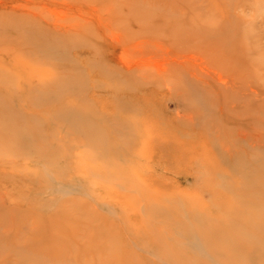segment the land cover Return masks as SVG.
Segmentation results:
<instances>
[{
  "label": "rangeland",
  "instance_id": "1",
  "mask_svg": "<svg viewBox=\"0 0 264 264\" xmlns=\"http://www.w3.org/2000/svg\"><path fill=\"white\" fill-rule=\"evenodd\" d=\"M0 109V264H224L185 228L264 175V0H0Z\"/></svg>",
  "mask_w": 264,
  "mask_h": 264
},
{
  "label": "bare ground",
  "instance_id": "2",
  "mask_svg": "<svg viewBox=\"0 0 264 264\" xmlns=\"http://www.w3.org/2000/svg\"><path fill=\"white\" fill-rule=\"evenodd\" d=\"M160 15H161V13H160ZM83 26H85V25H83ZM83 26H82V24L74 25V27H73L74 33L75 34H80L83 30L86 31L87 28L83 29L82 28ZM71 31H70V33H71ZM85 31H84V33H85ZM70 33H68V34H70ZM71 34H73V33H71ZM19 36L20 35H18L17 37H19ZM15 40L13 41L14 43L16 42ZM5 41H7V39H5ZM21 42H20V45H21ZM2 44H5V43H2ZM26 46H25V48H26ZM27 47H29V46H27ZM29 49H30V47H29ZM27 51H28V49H27ZM56 74H58V73H56ZM262 74H263V72H262ZM48 78H49V76H48ZM59 79H60V76L58 77V81L60 82ZM260 80H261V77H260ZM56 81H57V79L55 80V82ZM51 85H52L53 88L62 86L60 84L58 85V83H51ZM75 99H77V98H75ZM32 103L34 104L33 101H32ZM32 103H29V105L32 104ZM75 103L76 102L74 100H72V99L70 100V98H66V97L63 98V99H60V100H55V101H50V99H45L43 101V104H45V105H55V107H56L55 111L57 110L55 112V115H57V119L60 118V119H62V121L66 120V122L69 121V120L64 117V115H66L65 114V109H73V108H75V107H73V106L76 105ZM33 104H32V106H33ZM3 113H4V110L0 109V115L1 116H2ZM41 115L44 116L45 114H41ZM70 126L72 128H79L78 120L74 119ZM7 130L8 129H6V131ZM6 131H5V133H6ZM51 134L53 135L54 133H51ZM41 136H43V135H41ZM19 144H21V143H19ZM24 144L30 146V142L29 143L27 142V143H24ZM10 145H11V143H10ZM63 150H65V149H63ZM41 153L43 154L44 152H41ZM45 153H47V152H45ZM53 154H55V153H53ZM51 156H50V158H51ZM53 158H55V157H53ZM47 165H49V164H47ZM52 167H53V165H52ZM254 178H255V180H253V181H248V182L244 181L245 184L242 183L241 194L234 199L232 204L230 203L231 204L230 206H231V208L234 209V212H232L230 214L229 213L224 214L223 212L214 210L213 211V215H214L213 222H210V221L207 222L205 220H202V221L200 220L199 221V219L196 220L195 217H193L194 218V220H193L194 228L192 227L193 229H190V230L188 228H185L186 232L196 231V232L200 233L201 235H204V239L206 240L209 248H211L212 251L213 250L216 251V256L224 264H255V263L256 264H264V222L260 221V219L264 216V214H263L264 213V192H261L258 189L261 184H264V175L262 173L261 174H257ZM34 179H36V178H34ZM243 179L244 180L246 179V177L244 175H243ZM177 209L178 208L170 210V208H169L168 209L169 212L165 213V215H163V217L166 218V219H169V220L177 218L179 224H182L179 221L180 216L178 214L179 211ZM150 212H153V211H150ZM210 225H212V226H210ZM208 226H210V227H208ZM175 227L176 226H174V228ZM181 235H182V233H181ZM112 237H114V236H112ZM115 239H117V238L115 237ZM113 242H115V240ZM119 242L120 241H118L117 243H119ZM163 243H164V241H163ZM116 244L113 243L114 247H112L110 250H107L109 253H108V255H107V257L105 259L101 258V260H102L101 262L103 264H115V263H117V262H115V261H117L116 258H118V256H123V255H120V254L116 253L117 252V249L115 247V246H117ZM187 244H189V243L187 242ZM121 246H122V244H121ZM167 247H166V249H167ZM107 251H106V253H107ZM122 251H121V253H122ZM125 251L128 252V249L125 250ZM169 252H170V250H169ZM106 253H104V254H106ZM117 254H118V256H117ZM254 254H256L257 256H255ZM173 256H174V254L172 253V257ZM200 256H202V255L200 254ZM124 259H125V256H124ZM180 259H182V258H180ZM119 260H121V259H119ZM111 261H113V263H111ZM26 262H27V264H45V260L42 259L41 255H37V254H27L26 255ZM200 262H202V261H200ZM119 263H121V262H119ZM119 263H117V264H119Z\"/></svg>",
  "mask_w": 264,
  "mask_h": 264
}]
</instances>
